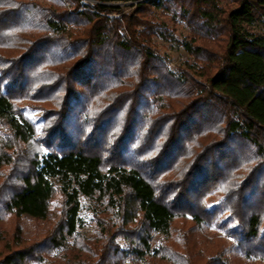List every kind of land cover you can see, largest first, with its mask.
<instances>
[{
	"label": "trees",
	"instance_id": "16d2710c",
	"mask_svg": "<svg viewBox=\"0 0 264 264\" xmlns=\"http://www.w3.org/2000/svg\"><path fill=\"white\" fill-rule=\"evenodd\" d=\"M91 1L0 0V264H264V0Z\"/></svg>",
	"mask_w": 264,
	"mask_h": 264
},
{
	"label": "rangeland",
	"instance_id": "374dc122",
	"mask_svg": "<svg viewBox=\"0 0 264 264\" xmlns=\"http://www.w3.org/2000/svg\"><path fill=\"white\" fill-rule=\"evenodd\" d=\"M84 2H90L93 3V1L91 0H84ZM117 5L125 8V9H129L127 10V12L131 11L132 5L133 3L128 2V3H116ZM135 4H137L135 2ZM159 16L162 17V19L168 21L173 28L175 29V33L177 35H181V36H186L189 34V30L187 28L184 27V25L181 22L178 21H174L173 19L166 18L165 16H163L161 14V12H158ZM260 29V28H259ZM158 50H160V53L168 59V61L170 62V66L172 69L177 70V69H182L184 70V66L187 63L188 60H192L193 58L189 57V55L183 51V49L177 47L176 45H171V44H166L162 41H158ZM196 80H198L199 82L201 81V79H199L198 77H196ZM23 105L25 106V110H26V114L27 117L34 121L36 123V126L38 128V131L41 130L42 126H43V111L39 108H32V106L28 103V102H23ZM214 200V198L210 199ZM82 208L79 214V217L81 218L80 221V229L79 231H82L83 233H85L86 237L88 239H94L95 236V225L92 222V215H93V210L91 208L90 203L88 202L87 199L82 198ZM24 222L22 224V226H24V229L26 230V232H33L35 229L38 228V233L42 234L41 232L44 231L45 228V223L44 222H37L34 223V221H32L31 219H29L28 217L24 218ZM187 226H190L189 223H187ZM41 239V237H39ZM41 264H48L47 262L41 263Z\"/></svg>",
	"mask_w": 264,
	"mask_h": 264
}]
</instances>
